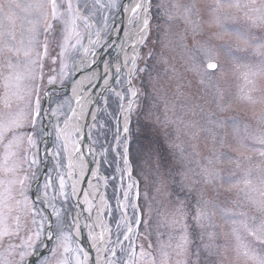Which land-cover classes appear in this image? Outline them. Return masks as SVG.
Segmentation results:
<instances>
[{
	"label": "rangeland",
	"instance_id": "obj_1",
	"mask_svg": "<svg viewBox=\"0 0 264 264\" xmlns=\"http://www.w3.org/2000/svg\"><path fill=\"white\" fill-rule=\"evenodd\" d=\"M9 2L13 5L11 19ZM36 2L0 0V31L5 33L0 36V117L7 121L20 109L29 114L27 127L20 130L25 134L20 147L6 149L10 134L0 143V180L13 178L12 173L3 171L8 151L17 153L8 157V165L26 155L27 161L17 169L16 176L28 177L25 195L34 208L32 213L17 212L13 206L8 223L14 230L11 217L19 215L21 226L17 234L0 241V253L10 264H29L33 256L34 264H57L64 258L71 260L73 255L83 260L82 251L64 253L58 246L60 229L62 226L70 235L69 246L76 249L77 234L82 230L88 236L89 228L100 223L94 214L95 199L100 194L104 200L101 220L107 226L103 264L108 260L125 264L130 259L135 264H162L165 259L167 264H252L238 255V243L250 249L257 246L256 252L264 255V244L252 240L240 224L245 221L255 229L260 223L257 218L264 214L259 209V202L264 200V144L259 142L264 138V24L249 18L255 14L247 9L217 8L216 0H148L149 23L141 43L142 33L135 31L139 16L130 29L124 28L123 17L128 9L132 16L135 7L128 4L124 8L126 0H99L98 4L87 0L89 8L82 12L89 16L87 26L83 19H77L69 31L55 21L48 33L43 22L36 32L29 23L37 16L25 6ZM78 2L83 8L82 0H73L74 5ZM228 2L221 0L223 5ZM261 3L256 0L253 6L260 7ZM143 16L145 19V13ZM5 43L12 51L4 48ZM125 44L131 48L138 45L129 77L118 64L122 60L119 51ZM93 51L100 53L105 63L100 85L108 88L94 93L95 98L101 97L94 104L84 95V104H90L85 109L84 120L89 117L84 133L91 150L89 159L82 157L81 146L74 160L82 158L84 169H71L70 179L57 129L74 105L72 96L51 97L47 110L54 128L50 122L43 127L42 101L49 86L70 80H66L67 65L73 52L90 55ZM210 59L217 63L212 72L206 69ZM9 61L14 66L11 69L7 67ZM108 62L114 71L112 76ZM94 76L89 73L86 80ZM5 77H10L7 89ZM14 93L24 99H17ZM127 97L132 107L125 132L119 107ZM37 99L39 110L32 125ZM6 100L10 108L5 106ZM27 133L34 140L31 146ZM42 164L49 167L36 189L39 198L35 202L30 187L39 178ZM61 177L65 181L63 196ZM245 179L250 181L248 185ZM74 181H78L75 193ZM46 184L50 186L45 188ZM18 189L17 184V198ZM200 213L203 215L197 219ZM95 232L100 234L97 229ZM184 235L189 243L182 252L177 245L183 244ZM236 235L241 237L240 242ZM29 237L31 245L26 247L24 242ZM9 244L19 246L10 256L6 252ZM21 251L27 253L23 260ZM141 251L146 255L142 257Z\"/></svg>",
	"mask_w": 264,
	"mask_h": 264
},
{
	"label": "snow or ice",
	"instance_id": "obj_2",
	"mask_svg": "<svg viewBox=\"0 0 264 264\" xmlns=\"http://www.w3.org/2000/svg\"><path fill=\"white\" fill-rule=\"evenodd\" d=\"M95 2L98 4L99 0H95ZM83 3V8L81 7V3L78 2L75 5L73 4V0H47V3L45 4L43 2V0H37L36 3H30L28 5L25 6V10H33L37 16V19L34 21H29V23H31L33 25V32H36L37 30V26L43 22L44 24V31L45 33H48L52 28H53V22L55 21H60L62 24H64L69 31H72V29H74L75 24L77 19H83L85 22V26H87V16L82 15V12L84 10H87L89 8V5L87 3V0H82ZM256 0H246V2L242 3L241 0H229V2L226 5L221 4V0H216V5L217 8L220 7H228V8H232V9H236V10H241V9H247L248 12L250 13H254L255 15L250 16L249 18L252 19L254 22L258 21L260 24H264V0H262L261 6L260 7H254L253 5H255ZM12 3L9 2L8 4V8H9V16L8 18L11 19V10H12ZM15 7L19 8L20 5L16 4ZM48 9H50V13L48 11ZM138 10H143V12L145 13V19L143 21V27L141 28V39L140 42L143 43L145 36L143 35V33H146L147 28H148V18H147V13L149 12V6L146 4H136L135 7L132 8V12L136 13ZM189 9H186V11ZM3 9L0 8V12H2ZM65 15L67 16V19L65 20L64 17ZM247 15V13H246ZM5 35V33L3 31H0V36ZM7 35L9 37L14 38L13 34L11 32H8ZM4 48H7L8 51H12L11 46H9L7 43L4 44ZM3 49H0V51H2ZM47 50V46L45 45V51ZM25 55H28V53H25ZM61 55H63V52H61ZM133 60H135V57H133ZM33 64H35V61H32ZM8 68H13V64L11 63V61L8 62L7 64ZM217 67V64L212 62V60L210 59L207 63V68L208 69H215ZM141 71H143V69H141ZM262 71H264V69H262ZM19 76H17V80H19ZM33 79L35 78L34 76L32 77ZM10 79V77H5V88H8V83L7 81ZM51 82V81H50ZM130 91H132L130 89ZM14 95H17L16 93H14ZM30 95V93H29ZM132 95L135 96L136 92L132 91ZM17 99L19 100H23L24 97L17 95ZM37 108L35 110V112L33 114H31V124L34 125L35 124V118L36 115L38 114V110H39V99H37ZM5 106L6 107H11L10 103L5 102ZM131 102L129 103L128 106V111H131ZM71 120V117H69L68 121H65V127L64 129H57L58 132V138H60V135L63 134V137L66 140V144H65V149L67 150V145L68 143H71L74 147V150L76 152H79V146L75 143L74 140H72V134L73 131H78L79 127L78 125H72L69 123V121ZM29 123V114L26 113L23 109H20L16 116L14 118L8 119L7 121H5L3 119V117H0V143H3L5 141L6 134H10L11 135V139L8 140V143L5 145L6 149L11 150L13 147L15 148H19L21 143L24 140V133H22L20 130L24 129L27 127ZM124 131L127 132L128 131V127H127V117H126V123H125V127H124ZM27 142L28 144L31 146L34 144V140L32 138L31 133H27ZM260 143L264 144V138H261ZM26 151V150H25ZM17 155L16 152L13 151H8L5 155V166L3 167V171L5 173H12L13 174V178L12 179H8V180H0V241L3 240L4 237L6 236H10V235H14L17 234L20 228V216L16 215V216H12L11 220L14 222L15 224V229L13 230L11 225L8 223V220L10 218V214L13 211V206H15V210L17 212H22L27 210L29 213L34 212V208L32 207L31 202L28 200L27 196L25 195V182L28 179L27 176H22V177H18L16 176V172L17 169L20 168L21 164L27 161V156L25 155L23 158H21L20 160H15L13 161L10 165L7 164L8 161V157L9 156H15ZM261 155L264 156V152H261ZM124 164L125 166H127L129 164V160H128V155H127V148H125V155H124ZM32 163H35V161L33 160ZM69 169H79L81 172H83L84 169V164H83V159L80 158L78 162H71L68 165ZM128 174L131 175V171L130 169H128ZM69 176L72 175V172L69 171L68 173ZM93 175H95V173H93ZM245 185H248L250 183V181H248L247 179H245L244 181ZM78 183V181H74L73 183V192L75 193L76 191V184ZM262 183H264V181H262ZM19 185V189H18V196L19 198H17V195L14 194V188L15 185ZM50 185L46 184L45 188H48ZM64 186H65V181L64 178L61 177L60 179V195H65L64 193ZM132 185H129V187H131ZM233 187H235V185H233ZM87 195V194H86ZM125 199L128 198V193L127 191L125 192ZM133 208L136 207L135 204L132 205ZM259 209L261 212H264V200L259 202ZM54 212H56V210L54 209ZM203 215V213L198 214L197 219H199V216ZM56 216H57V220L59 221V213L56 212ZM35 223V221H33ZM136 223L139 224L140 220L139 218L136 219ZM173 223H175V221H173ZM240 224L242 225V227L247 231V234L249 236H253L255 237V239L261 243L264 244V220H262L255 229L249 228L248 224L245 221H240ZM106 231V229H105ZM132 228L129 227L128 228V232H131ZM233 233L236 234L237 233V229L233 228ZM37 235H39V233H37ZM127 238V236H126ZM71 239L70 235L68 233H65L62 229H60V243H59V247H61L63 249L64 253H68V252H75L78 253L80 251H82V249H79V247H77L76 249H72L69 246V240ZM91 239H93L96 242H103L104 239V233L101 232L100 234H91ZM183 244L181 245H177L178 248L181 249L182 252L186 251V245L189 243L188 238L186 235L181 237ZM236 239L238 242H240L241 237L239 235H236ZM31 245V237H29L28 241L24 242V246L26 247H30ZM95 246V244H94ZM16 247H19L18 245H12L9 244L6 252L7 255L10 256L12 255V250ZM242 249V251H240ZM97 252H101L102 249L97 247L96 248ZM55 252V249L53 250ZM27 253L24 251H21L19 253L21 260H23V257L26 255ZM115 254V253H113ZM242 254L247 260L252 261V264H264V255H261L259 253H257L255 250L250 249V247L247 244H243V243H238V255ZM144 255H146L143 251H141V256L143 257ZM164 257H167V253H163ZM72 261L75 262V264H87V254L84 255L83 260H81L79 255H73V257L70 259L68 258H64L61 259L59 261H57V264H72ZM0 264H10V261L8 260L7 256L4 253H0ZM97 264H100V261L98 259ZM107 264H114V262L112 260H108ZM125 264H135L134 260H128L125 262ZM154 264V262H153ZM162 264H167V260L165 259L164 261H162ZM177 264H186L185 261H178Z\"/></svg>",
	"mask_w": 264,
	"mask_h": 264
},
{
	"label": "bare ground",
	"instance_id": "obj_3",
	"mask_svg": "<svg viewBox=\"0 0 264 264\" xmlns=\"http://www.w3.org/2000/svg\"><path fill=\"white\" fill-rule=\"evenodd\" d=\"M145 0H126L125 4L123 5L124 8H126L128 6V4L130 6H136V4L140 3V4H143ZM122 10V9H121ZM120 10V12H121ZM128 13L126 14V16L123 17L124 19V23H125V27L124 28H128L130 29L132 27V24H133V21L134 19H136L137 16H139V20L137 21V28L138 29H135V31H137V33L141 32V28L143 27V21H144V16H143V10H139V13L136 12V13H133L132 16L129 15V12H130V9H128ZM138 13V14H137ZM137 14V15H136ZM134 37H138L137 35H135ZM135 46V45H134ZM138 48V45H136L134 48L132 47H129V46H124V48L122 47V50L119 51V53L122 55L120 62H118L119 66H121L123 69H125L126 71V76H130L132 74V63L131 61H134L133 60V57L135 56V52ZM92 62L98 64V65H101V66H97L98 69L100 71H103L102 68H104V65L105 63H102L99 58L97 56L94 57V59L92 60ZM110 66V64H109ZM114 66V65H113ZM112 69V68H111ZM114 69V68H113ZM112 75H114V71L113 70H110L109 71ZM108 73V72H107ZM109 82H110V78L106 81L107 85H109ZM108 88L107 86L105 87V89ZM118 93V92H117ZM92 98V99H91ZM98 98H101L100 95L99 96H96V98L94 97H90L91 101H92V104H94ZM84 98H82V100H79L77 103V106H76V111H77V115H76V121H77V118L81 119V122L85 119L84 117L86 116L85 115V109L86 107L90 108V104L84 102ZM130 97L127 99H124L121 103H120V114H123L124 115V120H122V129L124 130V127H125V123H126V117H127V114L129 113L128 111V106H129V103H130ZM81 143L83 145L82 147V151H81V155L82 157H88L89 159V151L91 150V144H90V141L88 139V135L84 134L82 135L81 137ZM84 161V160H83ZM79 170V169H78ZM94 211H95V215L98 216L99 218V221L100 223H97L98 226H95V228L93 227H90L89 228V233H88V236H86L82 230L80 231V233H78L77 235L81 238H84L87 240L88 244L90 245V253H89V256H87V264H97V261L99 259L100 261V264H103L102 263V259H103V255H104V251H105V247H106V241H107V226L106 224H104V222L101 220L102 218V213H103V209H104V200L102 198V196H100V194H98V197L95 199V206H94ZM90 220V219H89ZM75 223H76V220H75ZM98 230L100 233L103 232L104 233V239H103V242H96L94 241L93 239H91V234H96L95 230ZM106 229V231H105ZM98 235V234H97ZM95 244V246H94ZM99 247L102 249L101 252H97L96 248Z\"/></svg>",
	"mask_w": 264,
	"mask_h": 264
},
{
	"label": "flooded vegetation",
	"instance_id": "obj_4",
	"mask_svg": "<svg viewBox=\"0 0 264 264\" xmlns=\"http://www.w3.org/2000/svg\"><path fill=\"white\" fill-rule=\"evenodd\" d=\"M258 132H259L260 134H262V132L260 131V129L258 130ZM260 217H261V218H257V219H259V221L261 222L262 220H264V214L261 215ZM257 219H256V220H257ZM257 221H258V220H257ZM256 224H257V223H256ZM253 239L256 240L255 237L252 236V240H253ZM256 241H257V240H256ZM257 242H258V241H257ZM260 246H261V245H260ZM251 248H252V249H255V251L258 252V250H257L258 247H257V246L252 245ZM261 248H263V246H261ZM262 252L264 253V248H263Z\"/></svg>",
	"mask_w": 264,
	"mask_h": 264
},
{
	"label": "water",
	"instance_id": "obj_5",
	"mask_svg": "<svg viewBox=\"0 0 264 264\" xmlns=\"http://www.w3.org/2000/svg\"><path fill=\"white\" fill-rule=\"evenodd\" d=\"M145 2H146V5H147V4H148V0H145ZM209 70H213V69H209ZM61 88H62V87H61ZM61 88H60V89H61ZM58 89H59V87H58ZM62 89L65 90V91L67 90V88H62ZM83 91H84V90H83ZM88 251L90 252L91 249L89 248Z\"/></svg>",
	"mask_w": 264,
	"mask_h": 264
}]
</instances>
